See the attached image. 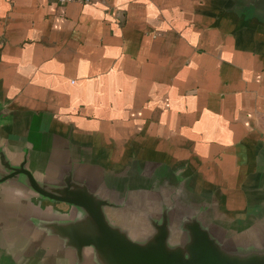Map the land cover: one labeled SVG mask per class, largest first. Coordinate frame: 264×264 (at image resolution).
Segmentation results:
<instances>
[{"label":"crops","instance_id":"crops-1","mask_svg":"<svg viewBox=\"0 0 264 264\" xmlns=\"http://www.w3.org/2000/svg\"><path fill=\"white\" fill-rule=\"evenodd\" d=\"M0 143L37 174L182 173L243 223L264 202V18L238 0H0ZM29 200L0 186V264H58L1 215Z\"/></svg>","mask_w":264,"mask_h":264},{"label":"water","instance_id":"water-1","mask_svg":"<svg viewBox=\"0 0 264 264\" xmlns=\"http://www.w3.org/2000/svg\"><path fill=\"white\" fill-rule=\"evenodd\" d=\"M238 2L247 14L264 18V0ZM93 174L82 159L37 174L29 150L18 158L0 143V186L20 189L32 205L1 215L58 264H264V202L236 223L220 217L214 201L182 173L137 168L122 179Z\"/></svg>","mask_w":264,"mask_h":264},{"label":"built area","instance_id":"built-area-1","mask_svg":"<svg viewBox=\"0 0 264 264\" xmlns=\"http://www.w3.org/2000/svg\"><path fill=\"white\" fill-rule=\"evenodd\" d=\"M54 1H57L61 4L76 3L80 5H85V6L92 5L94 2V0H54Z\"/></svg>","mask_w":264,"mask_h":264}]
</instances>
